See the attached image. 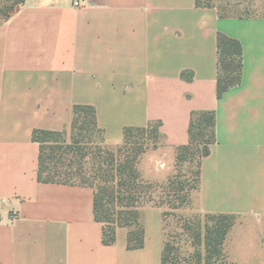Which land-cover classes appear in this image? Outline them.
I'll list each match as a JSON object with an SVG mask.
<instances>
[{
	"label": "crops",
	"instance_id": "obj_1",
	"mask_svg": "<svg viewBox=\"0 0 264 264\" xmlns=\"http://www.w3.org/2000/svg\"><path fill=\"white\" fill-rule=\"evenodd\" d=\"M73 1L23 0L0 22V264H162L161 207L140 210L142 247L128 248L127 227L108 245L92 187L38 181L32 132L69 141L77 104L94 107L108 148L125 127L160 123L137 163L155 184L175 173L191 112L213 110L216 141L189 205L232 214V264H264V16L221 17L196 0ZM218 32L243 52L240 83L221 97Z\"/></svg>",
	"mask_w": 264,
	"mask_h": 264
},
{
	"label": "trees",
	"instance_id": "obj_2",
	"mask_svg": "<svg viewBox=\"0 0 264 264\" xmlns=\"http://www.w3.org/2000/svg\"><path fill=\"white\" fill-rule=\"evenodd\" d=\"M196 5L215 7L202 3V0H196ZM219 14L221 17L229 16L220 12ZM216 47V95L221 97L225 91L240 83L243 52L237 39L221 32L216 35ZM215 125L216 117L213 110L192 111L188 126V142L176 149L175 172L185 163H194L193 183L181 181L179 173H174L166 183L155 184L141 176L137 163L147 148L158 143L160 123H150L144 127H125L122 144L116 148H108L103 144L102 131L97 126L94 107L77 104L73 107L69 143L59 131L32 132V140L40 147L37 179L42 182L92 187L94 218L103 224L102 242L113 244L116 240V228L127 227L128 248H139L144 243L141 208L150 201L158 207L162 206L163 202L155 201L153 197V189L157 186L164 190L165 201L171 208H180L189 202L191 193L199 187L201 161L210 153L211 145L216 141ZM83 131H86V134H83ZM88 132L100 135V142L93 151L94 160L103 157L101 160L92 161L89 169L94 177L91 180L85 179L82 175V155L76 158L77 150L80 149L79 144L87 137ZM205 216L207 223L203 235L204 261L205 264H212V261L223 255V244L234 224V217L232 214L223 213H208ZM169 259L170 246L163 241L162 264H167Z\"/></svg>",
	"mask_w": 264,
	"mask_h": 264
},
{
	"label": "rangeland",
	"instance_id": "obj_3",
	"mask_svg": "<svg viewBox=\"0 0 264 264\" xmlns=\"http://www.w3.org/2000/svg\"><path fill=\"white\" fill-rule=\"evenodd\" d=\"M22 2L23 0H0V22L15 11ZM202 3L213 5L220 13L229 16H264V0H202ZM83 134H86V131H83ZM70 141L71 139L66 142ZM98 142H100V135L96 132H88L87 137L79 144L80 149L77 150L76 158L82 155V175L85 179L91 180L94 177L89 169L92 161L103 159L101 157L94 160L93 151ZM176 171L175 173H179L181 181H186L187 184L193 183L194 163H185ZM163 191L160 186H157L153 189V197L155 201L163 202L161 206L162 230L164 241L170 246V259L167 264H205L203 243L207 223L205 214L194 210L189 202L180 208H171L165 201L166 197ZM144 205H154V202L150 201ZM228 240L229 238L226 236L223 255L212 261V264H232L229 257Z\"/></svg>",
	"mask_w": 264,
	"mask_h": 264
},
{
	"label": "built area",
	"instance_id": "obj_4",
	"mask_svg": "<svg viewBox=\"0 0 264 264\" xmlns=\"http://www.w3.org/2000/svg\"><path fill=\"white\" fill-rule=\"evenodd\" d=\"M73 5H74V6H79V5H80V1H79V0H74V1H73ZM16 216H17V213L13 211V212L11 213V218H15Z\"/></svg>",
	"mask_w": 264,
	"mask_h": 264
}]
</instances>
